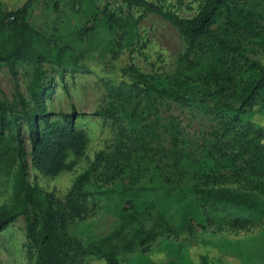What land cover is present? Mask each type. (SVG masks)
I'll list each match as a JSON object with an SVG mask.
<instances>
[{
    "label": "trees",
    "instance_id": "trees-1",
    "mask_svg": "<svg viewBox=\"0 0 264 264\" xmlns=\"http://www.w3.org/2000/svg\"><path fill=\"white\" fill-rule=\"evenodd\" d=\"M37 1L23 0L7 9L0 1V66L4 65L12 77L17 64L32 67L27 97L17 85L10 100L3 99L0 90V176L9 180L7 199L0 203V231L17 216L23 217L26 264H83L91 257L104 264H131L122 252L145 250L164 232H189L187 217L197 202L229 209L230 221L239 228L264 220V128L252 120V114H244L260 102L256 114L264 119V65L243 52L244 42L264 46V0H248L253 9L242 8L243 0H200L190 17L163 11L147 0H120L126 13L106 15L107 28L115 35L111 48L105 52L110 59L126 49L125 28L129 13L134 10L135 22L144 14L153 13L177 30L184 44L178 60L187 65L185 71L164 77L141 73L132 64L119 69L120 78L114 85H105V105L93 112L110 120V149L93 154L89 166L75 175L62 199L28 182L27 171L32 169L44 176L71 171L84 154L87 136L76 127L73 111L46 110L44 99L50 89L43 81V64L59 68L60 72L82 71L85 64L81 54L69 45L54 43L27 21V10ZM222 10L228 11L235 26L232 28L237 29L210 33V25ZM206 94L211 100H227V111L221 115L217 112L220 135L237 134L244 143L240 149L250 166L243 175V184L231 188L204 181L180 187L174 196L183 205L171 206L165 200L139 202L155 209L148 225L146 207L136 209L131 197H127L119 224L109 234L85 245L69 234L67 224L88 211L92 181L114 182L116 192L121 194L149 188L164 190L156 173L164 165L161 160L155 161L150 146L161 144L157 134L160 126L156 127L154 121L157 106L162 100L187 105ZM171 138L176 139L175 132ZM240 157L238 153L227 154L210 157L204 163L207 170L216 172L230 168ZM145 163L153 178L150 183L135 185V172ZM123 175L127 178L125 185H121ZM188 190L195 197L188 196Z\"/></svg>",
    "mask_w": 264,
    "mask_h": 264
},
{
    "label": "rangeland",
    "instance_id": "rangeland-1",
    "mask_svg": "<svg viewBox=\"0 0 264 264\" xmlns=\"http://www.w3.org/2000/svg\"><path fill=\"white\" fill-rule=\"evenodd\" d=\"M3 8H14L23 0H0ZM161 10L182 17H190L197 10L200 0H147ZM242 8L253 9L248 0L240 3ZM126 13L120 0H38L27 10V21L42 31L58 45H69L81 54L85 68L82 71H62L43 64L44 83L50 89L44 99V106L50 112L74 113L76 127L87 136L84 154L76 161L71 171H62L54 176H44L32 169L27 171V180L36 184L41 191H51L57 199H62L75 175L89 166L93 154L108 151L112 142V128L109 119L93 114L105 105V85L113 86L120 78L121 67L132 64L137 71L153 77H164L185 71L187 63L178 58L184 49L177 30L157 14L146 13L137 22L136 11L128 16L124 43L126 49L115 59L105 53L112 46L115 35L107 28V13ZM233 25L228 11L222 10L210 25V33L231 31ZM237 30L236 32H239ZM244 54L259 60L264 65V46L255 42H244ZM32 67L17 64L15 76L0 66V90L3 99L10 100L14 95V85L27 97L26 86ZM198 96L187 105L162 100L155 112V125L161 144H150L155 161L164 165L157 168L159 181L164 190L158 192L149 188L143 191L117 193L114 182L92 181L89 187L88 211L67 224L69 234L82 244H87L109 234L119 224L124 199L131 197L136 209L146 207L139 202L161 201L171 206L183 205L174 196L180 187H191L200 182L216 183L235 188L242 185L243 175L249 169L242 140L237 134L220 135L218 114L227 111L226 99L211 100ZM215 102V108L212 103ZM261 103L246 108L245 115H253L254 120L264 128V119L256 114ZM23 126V125H22ZM25 130L24 126L22 127ZM176 133V139L171 135ZM26 149L28 144L26 142ZM241 154L230 168L211 172L206 168L210 157L227 154ZM28 160V157H27ZM135 185L150 183L153 178L150 166L145 163L135 172ZM122 184L127 183L125 175ZM121 185L119 187H121ZM264 185V180H263ZM120 189V188H119ZM191 190L187 195L195 197ZM9 180L0 176V203L7 199ZM264 196V193L261 194ZM148 215L145 224L155 215V209L146 207ZM190 231L180 230L156 237L145 250L122 252L131 264H264V220L245 228L232 224L229 209L209 207L197 202L193 212L187 217ZM24 219L17 216L0 231V264H26ZM120 252L119 258L121 257ZM200 256L203 259H200ZM83 264H104L100 259L87 258Z\"/></svg>",
    "mask_w": 264,
    "mask_h": 264
}]
</instances>
